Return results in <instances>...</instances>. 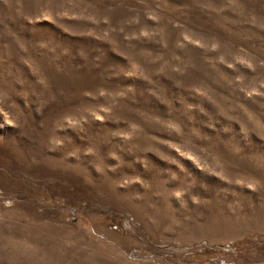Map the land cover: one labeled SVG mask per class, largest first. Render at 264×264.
I'll list each match as a JSON object with an SVG mask.
<instances>
[{"label": "rangeland", "instance_id": "374dc122", "mask_svg": "<svg viewBox=\"0 0 264 264\" xmlns=\"http://www.w3.org/2000/svg\"><path fill=\"white\" fill-rule=\"evenodd\" d=\"M0 264H264V0H0Z\"/></svg>", "mask_w": 264, "mask_h": 264}]
</instances>
